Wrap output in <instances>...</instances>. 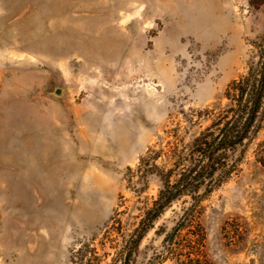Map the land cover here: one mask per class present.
<instances>
[{"label":"rangeland","instance_id":"1","mask_svg":"<svg viewBox=\"0 0 264 264\" xmlns=\"http://www.w3.org/2000/svg\"><path fill=\"white\" fill-rule=\"evenodd\" d=\"M258 45L264 0H0V264H79L88 244L110 262L159 187L138 192L127 168L174 128L188 141L206 126L196 111L226 102ZM263 139L201 202L212 264H264ZM188 205L154 222L132 264H177L159 257Z\"/></svg>","mask_w":264,"mask_h":264},{"label":"trees","instance_id":"2","mask_svg":"<svg viewBox=\"0 0 264 264\" xmlns=\"http://www.w3.org/2000/svg\"><path fill=\"white\" fill-rule=\"evenodd\" d=\"M256 49L246 71L227 84L223 92L226 102L196 111L199 118L206 117V126L188 141L174 128L170 140L149 147L134 170L127 168V180L136 178L134 183L141 184L138 192L145 189L150 176L158 179L159 187L149 206L142 210L137 226L117 245L111 243L114 253L107 264L134 263L139 245L154 222L174 203H185V199H189V205L183 209L174 235L170 238L166 234L165 251L159 260L169 257L177 264H212L204 250L201 202L239 172L249 145L264 129V47L258 45ZM255 160L264 168V139L257 144ZM117 223L113 221L107 227L105 238L111 231L120 233ZM89 246L78 248L79 264L101 260L95 248Z\"/></svg>","mask_w":264,"mask_h":264},{"label":"water","instance_id":"3","mask_svg":"<svg viewBox=\"0 0 264 264\" xmlns=\"http://www.w3.org/2000/svg\"><path fill=\"white\" fill-rule=\"evenodd\" d=\"M56 93L58 94L59 93V90H56ZM179 225H177V227H175L172 231V233L170 234V238L174 235V233L177 231V228H178Z\"/></svg>","mask_w":264,"mask_h":264}]
</instances>
